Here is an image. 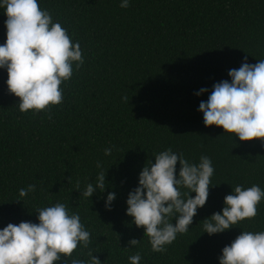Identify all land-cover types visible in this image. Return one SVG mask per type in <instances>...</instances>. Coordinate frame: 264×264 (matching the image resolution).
<instances>
[{
    "label": "trees",
    "instance_id": "trees-1",
    "mask_svg": "<svg viewBox=\"0 0 264 264\" xmlns=\"http://www.w3.org/2000/svg\"><path fill=\"white\" fill-rule=\"evenodd\" d=\"M38 3L80 42L84 63L60 85L62 103L35 115L18 110L19 98L8 93L7 73L0 69V229L37 223L38 208L64 203L90 233L88 248L78 246L73 256L86 259L91 251L102 264H128L137 251L140 264H218L221 249L241 230H264L262 200L251 220L223 233H202L203 220L221 211L231 187L264 189V146L205 127L197 110L245 56L249 64L264 59V0H130L127 8L119 7L120 0ZM5 20L0 10V44ZM201 88L208 92L196 96ZM168 148L192 162L208 156L213 186L189 231L157 253L125 214V201L145 163ZM98 161L110 187L79 197L77 187L83 191L101 171ZM29 184L36 190L16 201ZM108 191L116 194L110 211L103 199ZM132 238L139 244L124 248Z\"/></svg>",
    "mask_w": 264,
    "mask_h": 264
},
{
    "label": "clouds",
    "instance_id": "clouds-1",
    "mask_svg": "<svg viewBox=\"0 0 264 264\" xmlns=\"http://www.w3.org/2000/svg\"><path fill=\"white\" fill-rule=\"evenodd\" d=\"M130 0H120L119 7H129ZM6 20V40L0 44V69L7 73L5 80L9 94L18 97L20 112L31 110L50 112L52 106L63 101L61 84H66L84 63L78 40H73L51 13L39 6L38 0H0ZM230 80L214 83L207 100H201L198 111L203 114L205 127H221L240 141L259 140L264 146V59L247 63V56L238 69L227 72ZM208 92L201 88L200 96ZM51 117L49 116V119ZM112 149L105 148V156ZM143 166L138 173L137 185L126 198L125 214L131 223L143 228L150 249L163 253L178 234L189 231L197 209L205 205L210 178L214 168L212 160L201 155L192 162L171 148L162 150ZM177 163L179 170L177 172ZM101 169L94 182L85 184L79 197L90 199L96 190L105 192L106 172ZM29 184L18 190L16 201L36 190ZM186 190V191H185ZM190 193H194L191 196ZM104 207L111 210L116 199L114 191L104 196ZM264 200V189L257 184L231 187L223 198L220 212L212 213L202 224V233L209 236L223 233L239 222L251 220L257 214V205ZM37 223L22 221L8 223L0 229V264H102L89 251L87 258L73 256L74 250L88 248L90 233L81 223L79 213L70 212L67 205L55 202L38 208ZM173 220L175 223H173ZM140 240H128L126 249L135 248ZM218 264H264V230H241L230 244L221 249ZM137 251L128 256V264H140Z\"/></svg>",
    "mask_w": 264,
    "mask_h": 264
}]
</instances>
